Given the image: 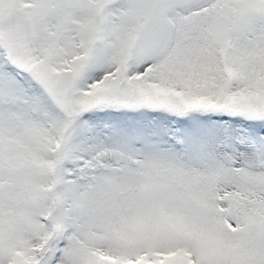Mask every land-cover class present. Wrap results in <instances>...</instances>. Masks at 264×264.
<instances>
[{
  "label": "snow or ice",
  "instance_id": "obj_1",
  "mask_svg": "<svg viewBox=\"0 0 264 264\" xmlns=\"http://www.w3.org/2000/svg\"><path fill=\"white\" fill-rule=\"evenodd\" d=\"M0 264H264V0H0Z\"/></svg>",
  "mask_w": 264,
  "mask_h": 264
}]
</instances>
